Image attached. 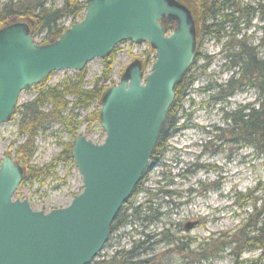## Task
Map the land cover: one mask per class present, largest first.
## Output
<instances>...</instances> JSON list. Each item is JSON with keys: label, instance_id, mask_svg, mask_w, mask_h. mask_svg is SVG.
<instances>
[{"label": "water", "instance_id": "water-1", "mask_svg": "<svg viewBox=\"0 0 264 264\" xmlns=\"http://www.w3.org/2000/svg\"><path fill=\"white\" fill-rule=\"evenodd\" d=\"M166 23L174 24L171 32ZM196 35L192 12L177 0H86L82 20L45 45L33 43L24 21L0 29V126L10 122L20 94L53 72L78 73L123 42L147 43L155 52L147 75L134 60L119 84L102 94V144L82 136L73 141L82 191L69 206L45 214L32 211L26 201H13L24 168L9 155L2 159L0 264H89L98 255L149 164L175 89L194 60ZM197 225L188 223L184 230Z\"/></svg>", "mask_w": 264, "mask_h": 264}, {"label": "rangeland", "instance_id": "rangeland-1", "mask_svg": "<svg viewBox=\"0 0 264 264\" xmlns=\"http://www.w3.org/2000/svg\"><path fill=\"white\" fill-rule=\"evenodd\" d=\"M4 1L6 0H0V7ZM234 1L240 7L250 8L258 2ZM60 4L61 1H57L53 6ZM79 21L77 19L76 23ZM61 24L68 29L72 20H64ZM263 26L264 23L259 17H249L240 21L237 27L239 34L234 35V31L226 26L224 33L234 35V41L244 40L247 46H251V38L255 45L264 37ZM43 39V35H40L33 40L42 44ZM233 40L225 38L223 43ZM115 48L110 81L105 84L107 87L118 85L124 69L135 59L146 65L144 75L150 72L155 61V52L150 50L147 43L135 45L123 42ZM225 49L221 42L217 43L210 37L203 38L197 44L189 72L191 84L185 92L181 110L174 117L176 130L170 134L164 148L159 152L158 163L150 161L144 171V181L140 187L142 191L135 196L131 194L128 198L130 206L135 207L147 202L149 194L158 193L155 199L157 215L153 222L122 226L112 235L108 234L102 250L92 260L94 264L106 261L115 252L128 251L137 243L146 241L148 242L144 248L149 251L144 258L140 257L141 260L162 258L164 264H264L260 251L227 245L232 241L229 237H236L251 213L252 199L254 196L259 197L251 194V190L256 187L264 188V159L258 157L251 147L229 142L225 132L230 125L225 119L226 113L256 104L257 94L251 89H245L225 100L216 101L211 98L215 93L211 90L213 85L225 83L234 71L230 69V58L226 56ZM84 69L85 87L91 88L101 75L102 60H91ZM73 73L75 72H53L48 77L47 85H56ZM34 96L33 89L23 91L17 106L30 101ZM99 110L100 105L93 103L87 111L77 113L79 125L76 128V138L82 136L94 145L102 144L104 131L100 123L92 121V115ZM17 119L18 116L13 115L9 123L0 126V162L6 155L14 160V149L17 143L22 142V138L16 135ZM75 139L59 126L51 127L48 133L36 139L31 165L44 167L60 153L62 144H73ZM81 191L82 178L74 161L73 164L56 163L43 185L21 182L14 191L12 200L26 201L32 211L46 214L66 208ZM196 221L199 224L191 231L184 230L186 224ZM162 235L169 240L173 239L175 244H190V249L196 248L205 239L227 237V242L216 257L194 263L181 260L179 255L163 257L172 247L162 242Z\"/></svg>", "mask_w": 264, "mask_h": 264}, {"label": "trees", "instance_id": "trees-1", "mask_svg": "<svg viewBox=\"0 0 264 264\" xmlns=\"http://www.w3.org/2000/svg\"><path fill=\"white\" fill-rule=\"evenodd\" d=\"M61 1L59 6H53ZM193 14L197 26L196 47L205 37H210L217 43H222L226 48V56L230 58V69L234 70L230 78L223 84L213 85L212 99L216 101L230 98L235 93L245 89H251L257 94V102L251 106L239 107L236 111L226 113L225 119L230 122L227 129L229 142L244 144L251 147L253 152L264 159V37L254 45L251 38V46H247L244 40L234 41V35L239 34L238 25L241 20L249 17H259L264 23V0H258L254 5L240 7L234 0H177ZM85 2L79 0H6L0 7V29L10 23L24 21L27 23L30 35L34 39L43 35L42 45L56 41L67 28L62 26L64 20L71 19L72 25L77 19H82L85 12ZM225 26L234 31V35L226 34ZM165 27L172 31L174 24L166 23ZM264 31V26L262 27ZM233 40L223 43L224 39ZM116 48L110 56L104 60L101 75L95 80L91 88L84 84L85 69L71 76L65 77L56 85H47V80L36 85L35 96L20 106H17L14 115L18 116L16 130L22 142L17 143L13 157L14 161L25 169L22 184L43 185L54 164H73L71 156L72 143L62 144L60 153L47 165L37 168L31 165L35 153V142L40 135L49 132L53 126H59L73 139L76 138L77 113L87 111L95 103L100 105L102 94L109 88L105 84L110 81L113 56ZM143 64V62H142ZM193 65V63H192ZM187 71L183 81L175 89L174 100L168 111L166 119L160 130L150 161L158 163L159 152L170 134L176 130L175 115L181 110V104L185 92L191 84ZM146 65L143 64V69ZM236 70V71H235ZM112 87V86H110ZM87 121V120H86ZM92 121L99 123L98 112L92 115ZM144 181V173L140 182L132 192V196L140 193L141 184ZM168 194V192H164ZM158 193L149 194L147 202L130 206L128 199L118 211L109 228V234H113L122 226L137 225L139 223H151L157 215L156 196ZM251 194H257L251 201V213L245 219V224L238 230L236 237L227 245H234L238 249L251 248L260 251V257H264V188L256 187ZM123 211V212H122ZM129 212V215H127ZM129 218V221L127 220ZM145 237V236H144ZM163 237L162 242L172 247L163 254L180 256L181 260L200 263L212 259L221 252L226 244L227 237L217 239H205L196 248L190 249V244L176 243L173 239ZM148 238V237H146ZM146 242H139L128 251H118L106 261L95 264H158L156 258L141 260L149 249L144 248ZM147 255V254H146ZM161 258V257H160ZM260 258V259H261ZM163 264L164 261L161 258ZM92 261L90 264H94ZM257 264V262H253Z\"/></svg>", "mask_w": 264, "mask_h": 264}, {"label": "flooded vegetation", "instance_id": "flooded-vegetation-1", "mask_svg": "<svg viewBox=\"0 0 264 264\" xmlns=\"http://www.w3.org/2000/svg\"><path fill=\"white\" fill-rule=\"evenodd\" d=\"M198 224H199V223H198ZM143 255L145 256L146 254H143ZM144 256H142V258H144ZM149 259H152V258H149ZM151 264H152V263H151ZM158 264H163L162 260H159Z\"/></svg>", "mask_w": 264, "mask_h": 264}]
</instances>
